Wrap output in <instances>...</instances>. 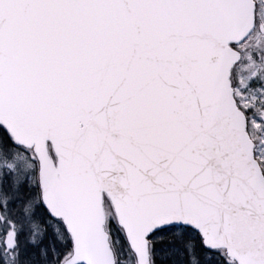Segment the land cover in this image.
<instances>
[{
  "label": "snow or ice",
  "instance_id": "snow-or-ice-1",
  "mask_svg": "<svg viewBox=\"0 0 264 264\" xmlns=\"http://www.w3.org/2000/svg\"><path fill=\"white\" fill-rule=\"evenodd\" d=\"M0 264H264V0H0Z\"/></svg>",
  "mask_w": 264,
  "mask_h": 264
}]
</instances>
